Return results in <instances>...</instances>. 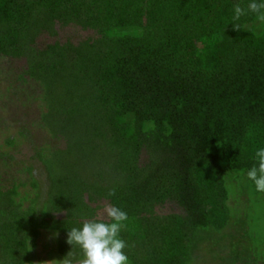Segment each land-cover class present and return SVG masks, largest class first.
<instances>
[{
  "label": "trees",
  "instance_id": "16d2710c",
  "mask_svg": "<svg viewBox=\"0 0 264 264\" xmlns=\"http://www.w3.org/2000/svg\"><path fill=\"white\" fill-rule=\"evenodd\" d=\"M247 2L0 0V59L25 61L63 144L26 166L28 209L0 186V264H33L44 233L77 262L68 231L102 220V201L128 214L129 264H264V193L246 178L264 147V24L232 26ZM57 27L91 34L45 42ZM169 203L181 212L156 213Z\"/></svg>",
  "mask_w": 264,
  "mask_h": 264
},
{
  "label": "rangeland",
  "instance_id": "374dc122",
  "mask_svg": "<svg viewBox=\"0 0 264 264\" xmlns=\"http://www.w3.org/2000/svg\"><path fill=\"white\" fill-rule=\"evenodd\" d=\"M77 30L74 27L62 30L57 27V37L49 39L46 36L45 42L52 43L57 40L60 44H65L67 40L76 42L78 38L83 39L91 34ZM24 64L23 60L0 59V186L8 188L16 183L20 192L17 202L22 200L25 193L30 199L34 197V190L27 185L29 178L24 170L29 164L37 162L35 153L53 151L63 145L61 140L50 134L42 120L43 114L47 112L42 100L43 89L39 83L20 76ZM12 140L14 142L10 144ZM21 203L23 210L30 207L29 200ZM101 206L98 218L107 220L104 209L111 205L102 201ZM180 212L173 203L156 208V213L160 216ZM55 216L61 217L58 214ZM52 240L54 236L44 233L36 249L37 259L33 264H62L61 258L50 253V248L54 245ZM46 244H51V247H46Z\"/></svg>",
  "mask_w": 264,
  "mask_h": 264
},
{
  "label": "clouds",
  "instance_id": "9594fccd",
  "mask_svg": "<svg viewBox=\"0 0 264 264\" xmlns=\"http://www.w3.org/2000/svg\"><path fill=\"white\" fill-rule=\"evenodd\" d=\"M250 15L259 24H264V0H248L246 6L234 5L233 29L240 30L244 27L239 22ZM254 161L246 172V178L257 193H264V147L255 151ZM104 211L109 222L87 220L68 231L67 242L81 253L77 264H129L124 252L127 244L121 238V230L128 220V214L115 205L105 207ZM65 264H72V261L68 260Z\"/></svg>",
  "mask_w": 264,
  "mask_h": 264
}]
</instances>
